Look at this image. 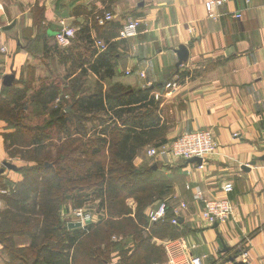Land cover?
Here are the masks:
<instances>
[{"label":"crops","instance_id":"1","mask_svg":"<svg viewBox=\"0 0 264 264\" xmlns=\"http://www.w3.org/2000/svg\"><path fill=\"white\" fill-rule=\"evenodd\" d=\"M207 1L0 0V95L8 75L14 76L11 86L22 88L35 64L51 60L59 65L55 53L43 56L26 48L39 28L56 37L61 19L77 31L106 12L120 25L138 21V34L117 47L115 75L106 79L108 84L154 88L168 126L167 142L194 130H210L218 148L201 165L169 155L135 163L147 147L134 160L136 165L157 162L160 174L170 178L166 203L174 218L179 217V228L185 229L176 239L157 241L165 249L164 264L170 259L190 264L192 257L201 264H264V0H227L215 15L206 11ZM236 12L242 16L234 17ZM182 47L187 55L180 61ZM59 66L63 73L72 72L69 64ZM86 81L94 85L96 74L87 72ZM167 83L176 86L166 88ZM7 126L0 119V169L10 159L4 141ZM1 173L0 189L22 177L6 168ZM225 182L233 185L228 194L233 214L213 227L201 217L195 188L209 199L221 196ZM4 205L0 197V208ZM0 264H7L2 251Z\"/></svg>","mask_w":264,"mask_h":264},{"label":"trees","instance_id":"2","mask_svg":"<svg viewBox=\"0 0 264 264\" xmlns=\"http://www.w3.org/2000/svg\"><path fill=\"white\" fill-rule=\"evenodd\" d=\"M121 27L113 19L103 24L93 19L78 27L67 47L39 28L26 48L43 56L53 52L59 65L69 64L72 72L64 71L69 83L63 86L70 92L58 98L60 85L46 79L29 96V79L22 88L2 89L0 119L10 129L4 134L6 152L22 162L16 170L21 179L1 185L0 251L7 264H108L112 253L117 264H164L165 249L157 241L184 234L179 217L171 222L166 203L170 178L160 174L157 162L134 163L142 149L168 143L161 100L152 87L104 84L115 75ZM97 40L105 44L103 51ZM87 72L96 74L93 86L86 85ZM56 100L45 125L25 124L20 117L30 106L45 110ZM87 202L100 217L90 215L84 225L68 228V207L80 209ZM161 202L165 215L150 221L146 209Z\"/></svg>","mask_w":264,"mask_h":264},{"label":"built area","instance_id":"3","mask_svg":"<svg viewBox=\"0 0 264 264\" xmlns=\"http://www.w3.org/2000/svg\"><path fill=\"white\" fill-rule=\"evenodd\" d=\"M248 0H246L247 2ZM227 2V0H209L205 3V9L209 15H215L216 9L221 7ZM236 18L242 16L241 12H236L233 15ZM113 15L110 12H106L103 16L98 18V23L103 24L105 21L111 20ZM60 31L57 33V39L62 44H67L70 37L74 35V29L66 25V21L61 19ZM139 22L136 20H128L122 24L119 30L120 38H130L138 34ZM100 51L105 49V44L101 40L96 41ZM176 86V83H167L166 88ZM170 143V144H169ZM217 143L214 140V136L210 130H194L181 134L172 142L162 144L160 147L148 146L146 148V155L150 158H161L162 156L169 155L174 159L188 160L193 157H200L202 161L205 157L211 154L217 153ZM233 185L231 182H225L221 186V196L213 198H204L202 192L198 187L195 188L194 197L196 200L202 202L201 217L202 219L213 225L215 223L221 224L228 221L233 214V204L230 201L228 194L232 191ZM0 192H5L4 189H0ZM181 206H185L182 204ZM167 205L165 202L159 203L154 209L148 213L150 221H156L162 218L166 213ZM74 220L80 221L82 225L87 220H90L88 213L81 209L74 210ZM173 224L177 223V217L171 220ZM2 245L0 244V249ZM243 256H247L246 252H243ZM170 264H174V260H169ZM190 264H201L198 257L190 258Z\"/></svg>","mask_w":264,"mask_h":264},{"label":"rangeland","instance_id":"4","mask_svg":"<svg viewBox=\"0 0 264 264\" xmlns=\"http://www.w3.org/2000/svg\"><path fill=\"white\" fill-rule=\"evenodd\" d=\"M76 33V30H74V35ZM75 36H72L69 38L68 43L71 44L72 40L74 39ZM124 39V38H122ZM55 41H58L57 36L55 37ZM67 44H62L58 41V45H60L61 47L66 46ZM33 60V58H32ZM31 60V61H32ZM38 64H35L29 71V75L27 76L29 79V83H27V86L30 88L29 92L27 93V95L29 96L30 94H32V90H35L39 87L40 82L44 79L47 80V83H57L60 85V93H58V98H64V93L70 92V90L68 89V86H63L64 83H69L66 82L67 80H64V76L65 74L63 73V68L59 65L57 66H53L51 63V60L44 62V65L40 66ZM90 83V82H89ZM104 84L108 85V81L105 79L104 80ZM90 84H88L87 86H89ZM90 86H93V84H91ZM31 90V91H30ZM29 98V97H28ZM58 100V99H57ZM56 100V102L51 103L47 106V108L45 110L40 109L39 107L36 108L35 106H30L26 109V111L23 113L24 115H20V117L25 116V119L23 120V122L25 124H39V125H45L47 124V122L50 120V109L52 107H54V105L58 102ZM28 104L30 105V102H28ZM170 144V143H169ZM54 152V149H53ZM142 154V153H141ZM139 155L138 159L136 160L135 163H139V160L141 159L142 161H149V158L146 153ZM9 162L17 165H21L22 162L16 157V158H10L8 159ZM145 163H149V162H145ZM201 165V164H200ZM1 193V192H0ZM126 202L129 204V206H135L136 203L134 201L133 198H129L126 200ZM82 211L86 212L89 214V216L91 215L93 220L97 219V214H95L96 212H94V206L92 203L87 202V204L85 206H83L82 208H80ZM75 208L72 206H69L67 209V212L64 213V219L66 220H70L71 222L75 221L74 218V211ZM90 217V218H91ZM99 217V216H98ZM121 238V237H120ZM116 239V238H115ZM243 254V253H242ZM117 256H115V253H112V255H110V260L108 264H117ZM173 260V259H172ZM174 264L175 261H174Z\"/></svg>","mask_w":264,"mask_h":264},{"label":"water","instance_id":"5","mask_svg":"<svg viewBox=\"0 0 264 264\" xmlns=\"http://www.w3.org/2000/svg\"><path fill=\"white\" fill-rule=\"evenodd\" d=\"M51 34L55 35L56 33L51 31ZM179 57H180V61L184 60L186 58L187 55V50L186 48L182 47L179 50ZM14 76L13 75H8L5 80H4V84L5 85H10L12 80H13ZM188 163H197L198 165H200L202 163V159L200 157H193L188 159L187 161ZM3 167L0 169V173L3 172L4 168L6 169H10V170H17V166L9 161H4L2 163ZM153 168H156V165H153ZM87 222H89V220H87ZM82 226V223L80 221H73V222H68V228H73V227H80ZM213 227H217V223H215L213 225Z\"/></svg>","mask_w":264,"mask_h":264}]
</instances>
